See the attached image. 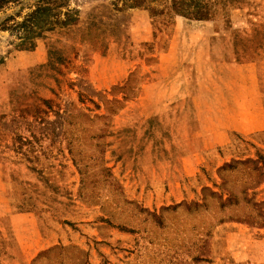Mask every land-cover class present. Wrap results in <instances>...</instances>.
I'll return each mask as SVG.
<instances>
[{"label": "rangeland", "instance_id": "374dc122", "mask_svg": "<svg viewBox=\"0 0 264 264\" xmlns=\"http://www.w3.org/2000/svg\"><path fill=\"white\" fill-rule=\"evenodd\" d=\"M46 1L0 0V264H264V147L250 146L264 135L220 133L225 120L238 128L233 108L254 111V96L222 100L232 112L190 132L173 114L132 123L138 77L100 75L114 28L143 19L127 16L134 8L168 35L179 15L223 14L243 57L257 56L264 0H69L35 36ZM20 158L23 179L3 171Z\"/></svg>", "mask_w": 264, "mask_h": 264}, {"label": "crops", "instance_id": "0c3cea01", "mask_svg": "<svg viewBox=\"0 0 264 264\" xmlns=\"http://www.w3.org/2000/svg\"><path fill=\"white\" fill-rule=\"evenodd\" d=\"M101 8L97 7L95 17L107 23L108 15ZM141 11L144 16L141 21H129L123 30L114 28L120 34L117 38L111 35L109 45H105L109 47L104 51L109 60L100 72L106 85L125 80L130 85L131 79L138 77L140 84L134 88L138 94L130 99L142 100L143 105L141 111L132 110V123H142L151 117L166 123L167 117L173 114L176 129L182 127L194 132L198 129L196 126L210 125L215 117L218 122L219 117L232 112L222 100L233 99L246 105L245 96L251 94L259 103L254 111L244 106L233 108L238 128L225 120L220 133L237 131L244 138L246 132L264 135V49L257 56L244 58L238 35L234 28L226 26L223 14L196 19H184L176 14L179 18L175 21L174 35H168L155 14L134 8L127 11V16ZM224 72L231 78L222 77V74L227 77ZM227 82L231 83L230 89L224 87ZM253 140L251 147H264V138ZM26 161L8 160L2 169L4 172L16 169L23 179L22 174L28 172Z\"/></svg>", "mask_w": 264, "mask_h": 264}, {"label": "trees", "instance_id": "16d2710c", "mask_svg": "<svg viewBox=\"0 0 264 264\" xmlns=\"http://www.w3.org/2000/svg\"><path fill=\"white\" fill-rule=\"evenodd\" d=\"M51 2H52L51 0L46 1L44 3V5L40 6L35 11V13L32 15V19L35 17L39 18L37 21V28L32 27V30L34 31L35 36L41 35L42 30L44 28L53 29L60 22L59 18L49 20V17L47 16V21H48L49 25H47V27H44L43 23H42L44 21V19L41 18L43 13H48L50 10L58 8V7L70 8L69 0H66L65 2H62L60 0H54V4H56L55 6H51ZM66 14L68 16V19H65V21L62 24H69V23H71L72 20H74V16L71 13V9H69ZM54 16H58V13H55ZM253 162H255V161L253 159H250V160L244 161L243 163H253ZM32 169L34 170L35 168L32 167Z\"/></svg>", "mask_w": 264, "mask_h": 264}]
</instances>
